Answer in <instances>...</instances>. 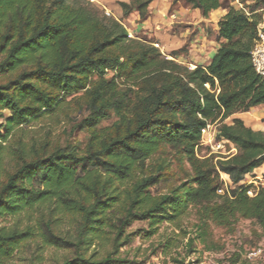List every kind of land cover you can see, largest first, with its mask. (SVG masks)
I'll use <instances>...</instances> for the list:
<instances>
[{
    "label": "trees",
    "instance_id": "trees-1",
    "mask_svg": "<svg viewBox=\"0 0 264 264\" xmlns=\"http://www.w3.org/2000/svg\"><path fill=\"white\" fill-rule=\"evenodd\" d=\"M152 1L120 4L124 16L145 15ZM224 1L187 0L204 18L228 10L210 63L191 68L130 37L118 20L93 17L82 0H0V264L34 242L75 248L62 264H135L122 248L136 221L147 222L148 236L164 223L183 230L191 209L196 239L210 251L225 250L212 225L232 232L243 218L264 230V185L252 196L242 184L264 165V131L233 117L264 105V76L251 55L264 0L244 10ZM72 105L85 109L73 126L88 134L84 149L74 131L58 142L22 136L24 126ZM112 114L118 119L103 126ZM209 124H219V138L235 145V155L198 157ZM168 147L183 173L154 194L173 173L169 161L153 159ZM22 215L36 227H20ZM11 217L18 219L6 224ZM65 218L77 227L75 241L60 233ZM232 255L237 264L240 255Z\"/></svg>",
    "mask_w": 264,
    "mask_h": 264
},
{
    "label": "rangeland",
    "instance_id": "rangeland-1",
    "mask_svg": "<svg viewBox=\"0 0 264 264\" xmlns=\"http://www.w3.org/2000/svg\"><path fill=\"white\" fill-rule=\"evenodd\" d=\"M105 1L109 3L122 2L121 0ZM123 1L132 3L136 0ZM248 1L241 5L237 4L236 8L244 10V6L249 4ZM81 4H88L90 14L93 17L118 20L127 29L130 37L143 42L154 43L165 56L191 68L207 66L220 47L218 23L224 16L221 17L219 9L211 12L208 18H204L199 10L193 9L189 5L187 0H153L146 9L145 15L133 10L124 16L122 10V17L120 18L115 14V10L105 5L101 7L100 4H103L101 0H82ZM224 5L230 6L231 0H225ZM161 8H167L168 13H162ZM117 11L120 12L118 8ZM160 13H162L161 18H159ZM154 17L157 22H153ZM257 18L260 20L259 29L264 33L263 12H259ZM162 41L164 45H162ZM176 50L182 52L177 58L168 55L169 52ZM68 110L69 112L66 114L59 111L54 115L24 126L22 136L27 141L33 139H50L51 142L63 141L74 131L73 126H77L85 116V109L80 110L76 105H72ZM117 119V116L112 114L109 119L102 122V125H111ZM260 122L264 123V118L263 120L257 118V123L254 126L259 127ZM209 125L210 127H207L203 133V140L197 151L198 157L209 158L216 162L219 159H228L235 155L237 153L235 145L219 138V124ZM261 130L264 131V124ZM72 138L77 143H81V149H84L88 134L77 129ZM153 159L154 162L165 160L170 162L172 176L167 179L168 181H159L151 188L154 194L164 193L169 184L173 183L183 172L174 151L169 147L160 150ZM260 172L247 183L251 188L249 194L252 196L256 194L261 185H264V169ZM221 178L227 180L223 175ZM17 219L11 217L5 223L13 225ZM196 222L195 210L191 209L189 215L184 219L183 230L164 223L156 234L148 236L147 222L144 220L136 221L128 229V233L131 234V241L122 248V256L135 261V264H210L209 257L205 256V253L214 251L205 249L204 245L196 239ZM19 224L22 228L29 224H32L34 228L36 227L34 218L29 220L27 215L20 217ZM184 230L188 233L185 234ZM212 230L216 240L224 244V260L229 264H231L229 258L234 253L240 255L237 264H264V257L255 259L248 257L253 250H264V230L256 221L241 218L232 232L216 225H212ZM35 231L38 232L37 229ZM60 233L67 240H77V227H74L67 218L62 222ZM191 240H193L192 243ZM191 250L193 251L191 252ZM98 251L102 252L101 249ZM215 253L220 255L221 252ZM74 255L75 248L65 243L59 247L43 245L38 248L34 242L16 253L8 264H62L67 258H73Z\"/></svg>",
    "mask_w": 264,
    "mask_h": 264
},
{
    "label": "built area",
    "instance_id": "built-area-1",
    "mask_svg": "<svg viewBox=\"0 0 264 264\" xmlns=\"http://www.w3.org/2000/svg\"><path fill=\"white\" fill-rule=\"evenodd\" d=\"M252 61L256 71L264 76V33L262 31L259 32V38L256 41L252 51ZM210 127V125H208ZM207 128L204 130V132ZM224 140V139H223ZM227 141V140H226ZM229 142V141H228ZM226 183V187L228 186V181L223 179ZM223 192V191H222ZM205 256L209 257L210 264H229L225 261V252H221L220 255L215 252H206ZM248 257L250 259H255L259 257H264V250L258 249L253 250L249 253Z\"/></svg>",
    "mask_w": 264,
    "mask_h": 264
},
{
    "label": "water",
    "instance_id": "water-1",
    "mask_svg": "<svg viewBox=\"0 0 264 264\" xmlns=\"http://www.w3.org/2000/svg\"><path fill=\"white\" fill-rule=\"evenodd\" d=\"M101 1L103 3V4H100L101 7H104V5H105L106 7L115 10V14L117 16H119L120 18L122 17V13H121L122 7H121V4L120 3H109V2H106L105 0H101ZM121 1H123V0H121ZM168 6H169V3H168ZM117 8L120 10V12L117 11ZM161 11H162V13H168L167 8H165V9L164 8H161ZM162 13L159 14V18L162 17ZM153 22H157L156 19H155V17L153 19ZM162 45H164V42L163 41H162ZM233 117H237V118L242 119L245 122V124H246L247 127H251L254 130H261L262 127H263V123L262 122L259 123L260 124L259 127H255L254 126V124L257 123V120L251 115L250 112L236 114ZM262 169H264V165L262 167L256 169L252 174L247 175L246 178H245V180L242 182V184H247L251 180V178L253 176L259 175L261 173L260 170H262Z\"/></svg>",
    "mask_w": 264,
    "mask_h": 264
},
{
    "label": "crops",
    "instance_id": "crops-1",
    "mask_svg": "<svg viewBox=\"0 0 264 264\" xmlns=\"http://www.w3.org/2000/svg\"><path fill=\"white\" fill-rule=\"evenodd\" d=\"M248 2L249 3L253 2V0H249ZM237 4L241 5L242 3L240 2V0H231L232 6L236 7ZM219 10L221 11V13H220L221 17L224 16L228 11L226 8H220ZM259 12H263V15H264V7L258 9L255 13L258 14ZM250 113L256 120H257V118L260 120L261 119L263 120V118H264V105H260V106L253 108Z\"/></svg>",
    "mask_w": 264,
    "mask_h": 264
}]
</instances>
